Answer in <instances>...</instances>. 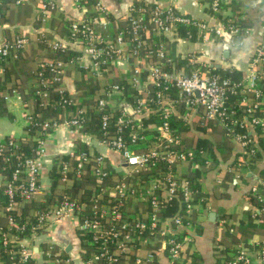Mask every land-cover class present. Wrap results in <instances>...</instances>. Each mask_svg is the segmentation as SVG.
<instances>
[{
    "label": "crops",
    "instance_id": "obj_1",
    "mask_svg": "<svg viewBox=\"0 0 264 264\" xmlns=\"http://www.w3.org/2000/svg\"><path fill=\"white\" fill-rule=\"evenodd\" d=\"M52 1L55 7L46 10L39 0H1L0 3L3 16L0 20V42L13 41L18 36L27 39L23 48L0 60V139L26 136L32 114H36L40 121L56 119L61 122L46 135L40 189L31 198L12 206L11 210L19 217L34 220L38 213L53 209L66 194L80 203L83 216L92 215L93 199L97 197L98 211L108 218L112 206L120 203L118 214L109 219L116 218L121 231L117 244L111 247L116 259L113 264H226L234 257L238 243L246 246L249 264H263L259 258V247L264 240V210L251 196V187L264 175V146H260L248 169L239 168L237 160L242 148L228 135L223 124L218 120L203 123L201 108L187 122L178 117L182 105L167 100L174 111L173 118L177 120L172 122V126L181 139V149L194 153L193 159L178 161L174 166V172L180 179L191 180L193 201L191 213L182 224H177L173 215L164 216L163 208L157 213L158 220L153 222L151 193L154 184L163 180L166 164L160 162L149 169H134L126 164L120 153L110 149L102 140L96 122L85 118L82 128L64 123L71 116L69 112L75 111L77 106L83 108L85 117L89 112L100 115V98H105L110 107L126 106L132 99L116 92L107 93L112 84H126L133 73L135 59L130 55L131 33L127 17L132 5L147 4L162 9L173 7L183 15L208 22L212 27L233 18L244 30L248 29L233 37L210 36L208 40H204L199 32L198 40L182 37L178 29L165 33H142L138 62L145 71L142 79L146 88L152 82L146 71L155 62V51L158 49H162L166 57L173 61L164 65L165 70L189 74L201 63L218 73V70L228 72L235 69L243 73V79L238 82L244 81L246 86L251 59L264 43L261 0H227L218 14L209 10L207 0H92L93 5L100 3L106 10L96 23L103 37L115 40L123 32L127 40L120 46L117 60L97 70L89 65L82 42L73 40L68 28L73 19L97 15L95 6L79 7L75 0ZM149 50L154 51L153 57L147 53ZM68 54L71 59L62 61ZM192 54L197 57L195 63L189 60ZM58 61L62 62V73L61 82L56 83L57 94L71 97L74 105L63 106L58 103L59 100L52 104L48 102L49 96H39L43 102L40 108H36V91L43 89L41 66ZM43 74L46 78L53 76L48 70ZM247 88L229 103L237 107V104L246 105L251 101L253 92L250 87ZM170 95L171 98L175 96L174 93ZM242 98L246 101L242 102ZM128 109L131 111L130 106ZM149 116L145 113L144 117ZM161 122L156 117L153 123L148 124L146 141L132 145V149L136 152L146 150L153 143V136ZM83 152L88 155V160L84 163V170H78V158ZM97 157H102L100 166L106 173L101 177L94 172ZM63 165L67 167L66 180H62L60 174ZM54 166L59 173L55 185L51 176ZM86 177L92 183L81 184L75 194L71 193V189ZM6 180L0 172V186L5 185ZM121 184L124 185V196H120L116 188ZM155 191L162 200L170 199L166 191L159 188ZM86 193L91 194L89 198ZM182 199L179 201L180 209L184 207ZM5 217L7 226H0V264H11L14 262L12 251L21 250L31 255L29 264H51L55 256L70 258L73 264H89L94 259L97 247L84 248L85 239L77 225L80 218L71 220L62 217L35 235L30 233L18 237L20 227L14 217L11 220L7 213L0 210V219ZM125 223L128 226L123 228ZM137 223L147 227L142 229L136 226ZM152 223L154 226H151ZM4 233L10 241L9 248L3 244ZM171 239L182 243L177 260L168 254Z\"/></svg>",
    "mask_w": 264,
    "mask_h": 264
},
{
    "label": "built area",
    "instance_id": "obj_2",
    "mask_svg": "<svg viewBox=\"0 0 264 264\" xmlns=\"http://www.w3.org/2000/svg\"><path fill=\"white\" fill-rule=\"evenodd\" d=\"M22 0H18L20 2ZM53 4L52 0H48ZM79 7H82L79 0H75ZM227 0H207L208 8L213 13H220ZM1 3V0H0ZM264 11V0H261ZM54 5V4H53ZM45 7V5H44ZM97 15L92 18L73 19L69 22L68 28L70 36L75 41H81L85 56L89 59V65L97 70L106 68L110 63L117 60L121 48L120 46L127 41L124 33L121 32L115 40H108L97 30L96 23L106 10L100 3H96L95 11ZM149 16H146V14ZM0 11V20L2 19ZM127 17L129 19L131 38L130 55L135 59L132 67V75L126 84H112L107 93L116 92L121 95L132 98L126 106L110 107L105 98L98 101V110L100 112V134L102 140L106 142L110 149L120 153L126 164L134 169H149L157 166L160 162L166 164L164 170L165 176L159 183L154 184V190L151 193V204L153 208V222L158 220L157 213L163 208L162 198L156 193L155 189L166 191L170 198L183 196L181 200L184 203L178 212L173 215V220L177 224H182L191 213L192 209V182L189 179H180L174 172V166L178 161L191 160L194 153L191 150L181 149V139L175 133L172 126L174 111L172 106L167 103L182 105V111L178 117L185 121H190L193 114L202 109L200 119L203 123L208 120H218L227 130L228 135L234 138L241 146L242 151L239 156V168H249L257 155L259 146L256 139L250 134L256 133V128H261L262 133L258 136H264V43L257 49L250 62V70L246 86L244 81L236 82L227 77H222L219 73L213 72L206 64L194 68L189 74L180 73L174 70H165L164 65L172 64L173 61L166 57L162 49L155 51L156 60L146 71L152 82L150 87L144 86L142 74L145 72L140 66V47L142 45V33H165L170 30H176L178 25L184 24L195 26L201 33L203 39L209 37L236 36L247 32L243 27L236 24V19L230 18L228 21H222L219 26L212 27L206 21L196 20L187 15L176 11L173 7L162 9L158 6L150 10L143 5H132L128 9ZM26 37L18 36L13 41L0 42V60L4 59L11 50L23 48ZM56 47L58 45H55ZM150 57H153L154 51H147ZM196 56L192 54L189 60L192 63L197 62ZM48 68L52 72V78H41L43 89L36 93L42 98L48 97L46 88L50 83H60L62 73V62L46 63L41 66ZM43 76V75H42ZM247 87L253 92V99L246 102L245 112L239 113L235 106L228 103L229 94L244 93ZM171 93L175 96L171 98ZM60 105H74L71 97L61 95ZM246 99L242 98V102ZM130 106V110L128 107ZM145 113L157 114L162 118V123L158 127V132L153 136V143L146 150L135 152L132 145L146 141L147 135L144 133L146 127L143 126L141 119ZM84 110L77 106L75 112L64 123L76 128L84 127ZM61 122L56 119L45 121H34L29 116V127L39 125L42 128L41 135L36 137V147L34 157H26L17 154V142L14 140L8 143H0V155H3L5 149H9L5 161H10L12 157L17 160L12 169L11 176L6 180L9 196H14L16 191H21L24 199L31 198L40 189V175L42 164L46 157V135ZM29 130V128H28ZM78 170H84V163L88 160V155L83 152L79 155ZM98 163L95 167V174L103 176L106 173L102 170L100 164L102 157H97ZM62 180L67 179L66 165L61 168ZM120 196L125 195L124 185L116 186ZM251 194L261 204L264 210V175L259 178L258 183L252 185ZM98 198L93 199L92 215H82L80 203L68 195H63L56 206L46 212L38 213L35 221L23 224L20 230L28 231L35 235L37 230H46L53 223L58 222L62 217H69L71 220L79 219L77 225L82 233H91L92 239L98 243L94 259L89 264H113L116 259L111 253L113 244H117L120 239V228L117 219L113 218L118 214L120 203H115L108 218L102 212L98 211ZM12 204L9 209L12 208ZM12 220V217H10ZM128 224L122 227L126 228ZM136 226L144 229L145 224L137 223ZM151 226H154L152 223ZM2 241L8 246L10 241L3 234ZM168 249L169 256L177 260L180 257L182 243L179 240L171 239ZM11 264H29L31 255L26 250L18 252L12 251ZM259 258L264 264V240L259 247ZM103 260V263L100 261ZM248 251L244 244L238 243L236 253L230 260V264H249ZM51 264H73L70 258L55 256L51 259Z\"/></svg>",
    "mask_w": 264,
    "mask_h": 264
},
{
    "label": "trees",
    "instance_id": "obj_3",
    "mask_svg": "<svg viewBox=\"0 0 264 264\" xmlns=\"http://www.w3.org/2000/svg\"><path fill=\"white\" fill-rule=\"evenodd\" d=\"M39 1H40L41 6L45 10L48 9L49 7L50 8H54L55 7L48 0H39ZM79 1H80V4L82 6H86L88 8H93V6L96 5V3L93 5V1L92 0H79ZM44 5H45V7H44ZM143 6H145L147 8V10H150L153 7V6H150V5H147V4H144ZM42 12H44V11H42ZM235 23L237 24L238 21L236 20ZM177 29L179 31L180 36H182V37L189 38V39H192V40H196L198 38L197 37L198 28H196L195 26H189V25L180 24V25H178ZM199 38H202V37H199ZM13 51L14 50H11L8 53V55H10V53H12ZM60 51L63 52L62 50H60ZM68 59H71L69 54L67 55L66 58H62V61H67ZM40 70L42 71V74H41V75H43L42 77H45L44 74H43L45 72V70L46 71L47 70L50 71L48 68H41ZM218 71L221 73V74L220 73L219 74L222 77H227V78H229V79H231L233 81H236V82H238L239 80L243 79V73H241L240 71H237L235 69H233L232 71H228V72L220 71V70H218ZM214 72H216V71H214ZM216 73H218V72H216ZM46 90L48 91V96H49V98H47L48 102L53 104V103L57 102L58 100L59 101L61 100V99H59V98H61V96H59L57 94L58 86H57L56 83H50L48 85V87L46 88ZM237 96H239V94H229L228 95V99H227L228 103H229V101L230 102L234 101V99H236ZM36 97H37L36 102H37V105H38V106H36V108H40L39 106L41 105L43 100L39 97V95H36ZM0 98H1V95H0ZM130 101L132 102V99H130ZM236 106H237L236 109H237V111L240 114L245 112L246 105H243V104L240 103V104H237ZM74 112H75L74 110H71L69 112V114L72 115ZM31 116L34 119V121H40L39 118L36 116V114L35 115L32 114ZM159 116L150 115L149 117H143L141 119V121L143 122V126H145L147 128L148 124L153 123L154 119L156 117L160 118V120L163 121L161 116L160 117ZM83 118L84 119L85 118L90 119V120L93 121V123L96 122L97 123L96 127H98V130L100 132V115H95L93 112H89L88 116L85 115V117H83ZM175 121H177V120H175V118H173L172 122H175ZM94 127H95V125H94ZM28 128H29V132H28V134L26 136L20 137V138H14L12 136H6L5 138L0 139V143H2V142L3 143H8L9 141L14 140V141L17 142V145H18L15 148L17 154H21V155L26 156V157H34V155H35L34 148L36 147V140L34 139V136H36V135L40 136L42 128L39 125H36V126L32 125L31 127H28ZM146 130L144 131V133L146 135H148ZM259 133H262V129L257 127L256 128V133L255 134H250V136H252V137H254L256 139V142H257V144H258V146L260 148V146H264V136H260V135L258 136ZM8 151H9V149L6 148L5 151H3V155H0V172L3 175H5L7 179L10 178L12 169L15 167V165L17 163V160L14 157H12V159H10V161H5V156L8 155ZM258 152H259V150L257 151V153ZM239 161L240 160L238 159L237 160V164H238ZM237 167H238V165H237ZM51 176L53 178V183L55 185L58 182V179H59V173H58V171L56 169V166H54V168L51 170ZM83 182H81V181L78 182L71 189V193L75 194L77 192V190H78V187L81 186V184L83 185L85 183H92V180H90L89 177H86V179H84ZM86 195H88L87 197L89 198V196L91 194L90 193H86ZM251 196H253V195L251 194ZM182 198H183V196L179 195L178 198L177 197H172L170 199L167 198L165 200H162V204H163L162 214L164 216H172V215H174L180 209L179 208V201ZM49 199L52 200V197H50ZM22 200H27V199H24L22 197L21 191H16L14 193V196L11 197L8 194L7 186H5V185H1L0 186V210H3V212L7 213V216L14 217L15 222L17 223V225L19 227L21 225H23V224H28V223H31V222L35 221V219L32 220V219H26L25 217H19V216H17L14 213L13 210L9 209V206L11 204L14 206V205L18 204V202H20ZM181 207H182V204H181ZM0 226L3 227V228H5L7 226V218L6 217L3 218V219H0ZM37 232H39V229L37 230ZM29 234H30V232L26 228L24 231L20 230V232L17 233V236L20 237V236H26V235H29ZM82 236L85 239V241L83 242L84 248L86 247L87 249L88 248H92L93 249L94 247H97V245H99L98 243H96L92 239L91 233H89V232L83 233ZM230 260H231V258H230ZM230 260H228V262L226 264H230Z\"/></svg>",
    "mask_w": 264,
    "mask_h": 264
}]
</instances>
